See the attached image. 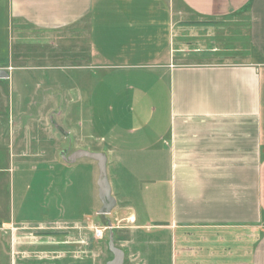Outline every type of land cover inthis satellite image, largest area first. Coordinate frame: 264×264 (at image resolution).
<instances>
[{"label":"crops","instance_id":"obj_1","mask_svg":"<svg viewBox=\"0 0 264 264\" xmlns=\"http://www.w3.org/2000/svg\"><path fill=\"white\" fill-rule=\"evenodd\" d=\"M2 3L12 19L41 31L85 23L95 61L90 139L81 133L58 151L54 113L0 111L9 123L5 171L19 201L0 217V245L13 251L14 264H108L112 239L123 264H202L215 252L188 236L217 228L261 229L250 257L234 264H264V0ZM234 30L252 51L225 37ZM8 84L0 79L1 95ZM78 151L106 156L115 201L108 215L100 214L98 163L63 158ZM57 226L112 230L95 239L93 257L83 238L80 253L68 236L58 252L56 237L31 234Z\"/></svg>","mask_w":264,"mask_h":264},{"label":"rangeland","instance_id":"obj_2","mask_svg":"<svg viewBox=\"0 0 264 264\" xmlns=\"http://www.w3.org/2000/svg\"><path fill=\"white\" fill-rule=\"evenodd\" d=\"M241 17L245 18L246 14L243 13L232 19L233 29L240 26L237 20L242 19ZM228 34L229 36L225 37L228 39L232 37L233 43H242L245 52L252 51L248 40L237 36L235 30ZM5 54H7L5 58L8 61L1 63L0 68L6 71L9 77L0 79L7 80L11 84H8L9 87L3 91V95L0 93V111L3 114L10 111L33 112L34 110L54 113L56 123L61 131H57L55 142L58 151L65 150L70 144L77 142V139L81 138V133L85 138L90 139L92 131L88 103L95 70L91 66L95 61L90 49L86 24L83 23V25L70 30L41 31L25 21L12 19L8 14V5H3L1 0L0 56ZM242 56H245V53L239 55V58ZM233 57V59L237 58ZM10 95L13 96V100L9 98ZM34 104L37 107L33 106ZM8 124L7 121L6 123L0 121L1 218L6 217L14 207L18 206L19 202L17 195L15 200L11 197L12 173L10 170L5 171L10 164ZM57 155L60 156L59 153ZM65 155L63 154L64 159L67 158ZM58 159L61 161L59 157ZM65 169L69 170V168ZM82 173L84 175L85 172L82 171ZM66 177L64 172L58 173L57 184L60 187L65 183ZM58 192H64L63 188L58 189ZM62 197H64L63 200L58 199V202L64 207L66 197L65 195ZM97 225L99 224L97 223ZM95 228L100 227L90 226L88 230L80 231L66 230L63 226H57L50 231H32L31 234L56 237L58 252H64L66 236L72 237L74 252L80 253L85 245L89 248V255L94 257L98 255V246L94 235ZM197 230H194V234L188 237L192 236L191 238L199 241L205 249L209 248V250H205L207 254L209 251L215 252V255L202 258V264H234L242 260L241 257H250L255 239L261 235L259 228L254 231L250 228ZM82 238L85 239L84 245L81 243ZM24 242L23 245L27 247L29 239ZM105 242L108 243V238ZM69 245L71 244L69 243ZM30 247L27 248L30 249ZM30 251L27 250L28 255L26 254L28 261L35 256V253L31 254ZM225 255H229V258H225ZM12 256H14L13 251L10 250L7 254L6 248H2L0 245V264H14Z\"/></svg>","mask_w":264,"mask_h":264},{"label":"water","instance_id":"obj_3","mask_svg":"<svg viewBox=\"0 0 264 264\" xmlns=\"http://www.w3.org/2000/svg\"><path fill=\"white\" fill-rule=\"evenodd\" d=\"M9 74L0 68V78H8ZM78 159H89L96 161L99 167V188H100V199L103 203V207L100 211L102 215H108L112 212L115 206V201L111 195V189L108 182L107 175V159L104 154L92 153L89 151H78L71 157L66 158L67 161H77ZM111 251L114 254V260L108 264H123L124 254L119 249L114 247L113 239L110 243Z\"/></svg>","mask_w":264,"mask_h":264},{"label":"built area","instance_id":"obj_4","mask_svg":"<svg viewBox=\"0 0 264 264\" xmlns=\"http://www.w3.org/2000/svg\"><path fill=\"white\" fill-rule=\"evenodd\" d=\"M112 230V226H106L101 228H95L94 235L96 239H103L106 231Z\"/></svg>","mask_w":264,"mask_h":264}]
</instances>
